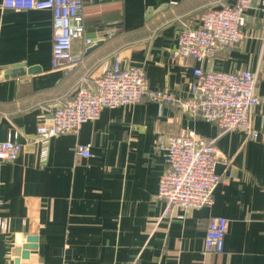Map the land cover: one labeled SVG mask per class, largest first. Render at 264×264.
<instances>
[{
	"label": "crops",
	"instance_id": "obj_1",
	"mask_svg": "<svg viewBox=\"0 0 264 264\" xmlns=\"http://www.w3.org/2000/svg\"><path fill=\"white\" fill-rule=\"evenodd\" d=\"M83 1L84 37L101 44L89 50L75 40L71 72L65 62L53 67L50 10L0 7V140L15 126L24 143L16 161L0 162V216L9 223L0 231V264H264L263 105L253 114L256 139L148 100L105 107L77 133L54 137L45 164L34 139L40 121L72 97L84 76L102 75L116 54L125 65H142L151 88L188 96L200 63L174 58L180 21L198 23L205 10L236 0ZM262 3L254 0L247 10L242 41L204 67L255 72L264 98ZM189 130L215 140L221 180L212 205L164 215L158 190L166 168L156 142ZM78 144H91L92 156L78 155ZM213 215L228 218L225 251L206 255Z\"/></svg>",
	"mask_w": 264,
	"mask_h": 264
},
{
	"label": "built area",
	"instance_id": "obj_2",
	"mask_svg": "<svg viewBox=\"0 0 264 264\" xmlns=\"http://www.w3.org/2000/svg\"><path fill=\"white\" fill-rule=\"evenodd\" d=\"M254 0L223 2L218 8L205 10L198 23L181 19L178 46L174 58L187 57L200 63L194 67V79L186 97L175 96L169 88H151L146 69L142 65H125L122 55L116 54L105 63L102 75L91 79L84 76L76 92L64 99L50 118L40 121L34 137L40 144L42 163L49 157L51 140L61 134L77 133L83 123L97 119L105 107L136 104L142 100L179 106L188 116L215 122L220 130H245L256 139L260 132L253 127V114L264 98L256 93L257 75L251 70L214 71L204 67L220 51L230 53L245 36L243 26L246 12ZM0 7L19 10L48 9L52 12L53 47L52 64L71 72L76 66L73 43L84 39L86 46L97 43L84 37L83 0H0ZM264 16V0L262 3ZM112 33H110L111 35ZM264 45V40H263ZM68 73V72H67ZM15 126L5 140H0V162H14L20 156L24 143ZM91 144H78L76 153L90 158ZM156 150L162 152L165 170L159 180L158 197L165 202L164 215L175 208L189 210L212 205L213 193L221 180L216 164L222 157L215 140L193 130L185 135H160ZM228 218L210 216L206 229L204 254H222L228 230ZM9 228L8 219L0 216V231Z\"/></svg>",
	"mask_w": 264,
	"mask_h": 264
},
{
	"label": "water",
	"instance_id": "obj_3",
	"mask_svg": "<svg viewBox=\"0 0 264 264\" xmlns=\"http://www.w3.org/2000/svg\"><path fill=\"white\" fill-rule=\"evenodd\" d=\"M101 43H98V44H94V45H92L91 47H90V49L89 50H91V49H93V48H95V47H97V46H99Z\"/></svg>",
	"mask_w": 264,
	"mask_h": 264
}]
</instances>
